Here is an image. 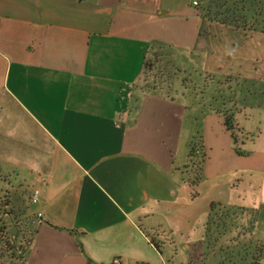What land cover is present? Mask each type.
<instances>
[{
	"label": "crops",
	"instance_id": "0c3cea01",
	"mask_svg": "<svg viewBox=\"0 0 264 264\" xmlns=\"http://www.w3.org/2000/svg\"><path fill=\"white\" fill-rule=\"evenodd\" d=\"M151 47L171 50L205 92L181 100L149 90ZM222 96L236 101L233 130ZM0 170L13 190L9 219L30 222L25 264H171L162 254L177 248L171 237L202 217L207 230L213 204L258 223L264 32L212 22L192 0H0ZM2 247L0 231V264H18ZM243 258L220 264L256 259Z\"/></svg>",
	"mask_w": 264,
	"mask_h": 264
},
{
	"label": "rangeland",
	"instance_id": "374dc122",
	"mask_svg": "<svg viewBox=\"0 0 264 264\" xmlns=\"http://www.w3.org/2000/svg\"><path fill=\"white\" fill-rule=\"evenodd\" d=\"M199 8H201L205 14V10L211 9L213 13L221 11L223 14H228L230 19H234L235 17L245 18L247 22L252 21L253 28L258 29L257 32L264 31V0H201ZM254 16L255 19L252 20ZM226 36H224L226 38L223 37L224 43L229 46L232 40L228 38L229 35ZM148 64L149 67L147 69L145 82L147 88L153 92L172 98L178 97L181 100L188 97L191 98L194 94L198 96L200 93L205 92L206 87H203L204 83L200 79L201 77L195 76L193 73L185 71L181 67L175 65L171 50L169 51L165 47H153L148 56ZM210 79L211 78L208 77L206 81L208 82ZM227 87V89H233L235 83L230 82ZM221 91L225 92L226 90L223 89ZM218 95L217 93L215 98H217ZM221 98V100L225 102L224 106H222L224 112L228 114L227 116L229 118H232L233 109H235L236 104H234V102H236L235 98L233 96L228 98L222 96ZM258 101L261 103L262 100ZM190 119L191 118L187 119V131L191 125ZM236 136L239 146H242V143L247 141L246 137L239 132H236ZM193 144V148L197 146V148H200L199 151H201L200 131L195 135ZM203 161L204 157H201V154H199L198 158H195L194 161L191 162L192 166H196L195 170H193L194 181L200 178ZM6 176L7 175L0 170V181ZM12 191L10 186L7 187V189H2L0 186V225L4 223V220H2L3 218H1L2 214L7 211V208L10 210L12 209L11 203H13L14 200ZM8 204H10L9 207ZM200 209L202 208L197 206L196 213L198 216L201 215ZM205 221V217L198 220L196 226L189 234L184 233V235H182L180 233L174 238L171 237L174 239L177 248H171V246L165 248L162 254L166 263L169 261L171 264H198L199 262H204V264H220L221 262L225 263V260L230 261L242 256L253 262V259L260 255V250H264V219H259L257 223L255 222L256 219L253 214L244 211L231 212L225 209H218L212 214L207 230H204ZM7 222L8 226H5V230H7V233H9L8 235H10L14 233L11 230L13 226H11L9 220H7ZM21 243L22 241L19 237L20 246ZM184 246H191V251H185L183 248ZM207 246H209V250ZM14 253H16L17 257L22 255L20 251H15ZM6 255L10 257L8 254ZM13 260L14 263H21L18 262L17 259Z\"/></svg>",
	"mask_w": 264,
	"mask_h": 264
},
{
	"label": "trees",
	"instance_id": "16d2710c",
	"mask_svg": "<svg viewBox=\"0 0 264 264\" xmlns=\"http://www.w3.org/2000/svg\"><path fill=\"white\" fill-rule=\"evenodd\" d=\"M206 14H205V17L208 18L210 21L212 22H217V23H220L221 25H224V26H231L235 29H244V30H249V31H255L257 32L258 29H254L253 26H252V21L250 22H247L245 21V18H241V17H235L234 19H230L229 15L228 14H223L221 11H218V13H213V11L211 9H207L205 10ZM226 13V12H225ZM224 16V17H222ZM255 19V16L252 18V20ZM243 21V23H242ZM261 32H264V31H261ZM153 49V47L150 48V50L147 52V55L145 57V73H144V76H145V79H146V76H147V69L149 67V64H148V56L150 54V51ZM152 91V90H151ZM232 118L230 117H226V123H227V126L229 127V129L233 130V125H232ZM233 139H234V144H235V147H236V150H237V153L239 155H244V151H242L241 147L238 145V139H237V136L236 134L233 135ZM193 158H198L197 155H195V148H193ZM203 157V156H201ZM196 164V163H195ZM195 167L196 166H192V169L195 170ZM217 205L213 204L211 206V215L209 217V220L212 216V214L217 210ZM16 220V219H15ZM17 222V225H18V230H19V234L17 233V236L18 238L20 237V240L22 241L21 243V248H20V251L22 252V255H20V257H17L16 256V253H14L16 250H15V247L9 242V241H5L3 240V247H2V252L4 255L8 254L11 258L13 259H17L18 262H21L20 264H25V255L29 249V246L32 242V230L29 231V229L27 228V225L30 224V222L28 220H16ZM209 223V222H208ZM208 226V224H207ZM1 232H3L1 229H0ZM22 238V239H21ZM260 255L255 259L254 261V264H257L260 259L262 257H264V250H260Z\"/></svg>",
	"mask_w": 264,
	"mask_h": 264
},
{
	"label": "built area",
	"instance_id": "2783aa9c",
	"mask_svg": "<svg viewBox=\"0 0 264 264\" xmlns=\"http://www.w3.org/2000/svg\"><path fill=\"white\" fill-rule=\"evenodd\" d=\"M192 5L194 7H197L199 8L200 5H201V0H192ZM195 150L197 151V146L194 147ZM39 196H40V191L39 190H35L32 197H31V203L32 204H37L38 201H39ZM7 211H5L3 214H2V217L3 218L2 220H4V223L6 221V223L0 225V229L3 231L1 232L2 233V237H3V240L5 241H9L14 247H15V250L16 251H20V248L21 246L19 245V238L17 236V232L15 231L14 233L8 235L9 233H7V230H5V226H8L7 225V220L9 218H11V210L10 209H6ZM42 215L39 214V218L41 217ZM10 220V219H9ZM9 222H11V226H13L14 228L18 229V225H17V221L15 219H12L10 220ZM19 232V231H18ZM21 252V251H20Z\"/></svg>",
	"mask_w": 264,
	"mask_h": 264
}]
</instances>
